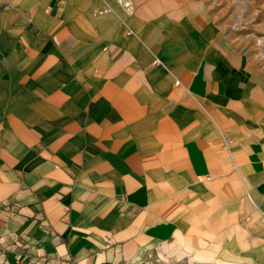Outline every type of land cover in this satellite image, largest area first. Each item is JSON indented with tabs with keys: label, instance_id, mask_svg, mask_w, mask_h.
Returning a JSON list of instances; mask_svg holds the SVG:
<instances>
[{
	"label": "crops",
	"instance_id": "obj_1",
	"mask_svg": "<svg viewBox=\"0 0 264 264\" xmlns=\"http://www.w3.org/2000/svg\"><path fill=\"white\" fill-rule=\"evenodd\" d=\"M133 1L0 0V264H264L263 71Z\"/></svg>",
	"mask_w": 264,
	"mask_h": 264
},
{
	"label": "rangeland",
	"instance_id": "obj_2",
	"mask_svg": "<svg viewBox=\"0 0 264 264\" xmlns=\"http://www.w3.org/2000/svg\"><path fill=\"white\" fill-rule=\"evenodd\" d=\"M203 1L223 39L264 76V0Z\"/></svg>",
	"mask_w": 264,
	"mask_h": 264
},
{
	"label": "built area",
	"instance_id": "obj_3",
	"mask_svg": "<svg viewBox=\"0 0 264 264\" xmlns=\"http://www.w3.org/2000/svg\"><path fill=\"white\" fill-rule=\"evenodd\" d=\"M121 7L124 9V11L128 14L132 13L135 5L133 0H116ZM175 84H178V82H175Z\"/></svg>",
	"mask_w": 264,
	"mask_h": 264
}]
</instances>
